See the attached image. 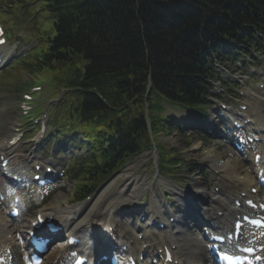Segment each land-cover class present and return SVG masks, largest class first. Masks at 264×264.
Masks as SVG:
<instances>
[{"label": "trees", "instance_id": "obj_1", "mask_svg": "<svg viewBox=\"0 0 264 264\" xmlns=\"http://www.w3.org/2000/svg\"><path fill=\"white\" fill-rule=\"evenodd\" d=\"M38 1L57 35L26 66L33 82L55 77L58 86L79 89L65 93L59 121L91 141V153L73 173L90 188L152 147L145 101L151 112L153 98L196 108L217 41L250 43L255 32L264 34V0ZM150 117L158 121L155 133L164 118Z\"/></svg>", "mask_w": 264, "mask_h": 264}, {"label": "rangeland", "instance_id": "obj_2", "mask_svg": "<svg viewBox=\"0 0 264 264\" xmlns=\"http://www.w3.org/2000/svg\"><path fill=\"white\" fill-rule=\"evenodd\" d=\"M0 2L4 3V5L8 6L10 3H14L16 6H19V14L21 15V25L27 27V31L29 35H32L35 32V29L37 28L39 31V34H52L53 28L51 21L45 18V15L42 11L38 12L40 9H36L33 7L34 4H38L39 2H35L32 0H0ZM42 2H40V5ZM1 5V3H0ZM40 15L39 18L34 19L36 16ZM3 15L0 12V20H2ZM20 32H23V29L20 27ZM25 41H28L29 38L24 34ZM30 44V45H29ZM29 44L23 45V50L27 51L29 48H31V45L37 44L36 42H29ZM6 51L8 48H4ZM18 53V51H15L10 54L9 57L11 59ZM248 57V56H247ZM249 58V57H248ZM244 57L240 59V62H245L249 64V59ZM256 66H260V68L264 69V56H259V60L257 62ZM250 67L242 66L240 69L248 71ZM257 71L262 74L261 69L256 68ZM20 71L13 70L9 73L10 77H17L20 75ZM237 75V72L231 73V74H220V78L223 79H237L235 76ZM256 76H259L257 74ZM255 80V78H254ZM245 81V80H244ZM232 85H235L233 82H231ZM253 85V82L246 83L245 87L250 88ZM225 88H231V85H227ZM213 93L215 94V90L213 88ZM216 95V94H215ZM220 96V95H219ZM16 92L15 87L12 83H4L0 80V144L1 142L5 145V140L9 138L11 135V132L13 128L16 126L17 121H19L18 115L20 114V111L17 108V102L18 98H16ZM245 100V99H243ZM250 104L247 113L250 116L257 117L261 122H264V92H260L258 97L252 98L250 100H247ZM213 106H211L210 111V117L212 118V110ZM231 109L232 107L229 106ZM170 108V107H169ZM230 114V112H229ZM228 114V115H229ZM166 115L176 116L178 118H181L183 113L177 112L174 109H168L166 111ZM223 119H218L217 125L223 126ZM179 126L180 124L177 123ZM204 124V123H203ZM224 127V126H223ZM183 128V127H182ZM211 132L210 128H206L205 131H201V129H193L189 130V139L191 144L186 145V142L188 141L183 137V135H179L175 129L169 130L168 134H161L162 141L166 143V147L170 148V144L172 142V145L174 148H179L181 152L184 153L185 157H187L186 160H184L183 165L181 167H177L178 169L175 170V172H169L164 169H162L160 166L159 168V176H156V167L152 163V154L151 153H145L140 155L137 159H134L133 162L125 165L123 169L114 175L112 178L114 179L111 185L106 192L100 197V203L103 207H105L108 211L113 213V210L117 207V202H124L125 199H127V204L130 206H136L137 204L146 203L148 202V199L152 200V191L154 189L157 190V199L158 201L162 200L160 191L164 190L163 186L167 187L170 190V198L171 200H175V204L178 205L179 202L176 201L177 197L174 196V192L172 191L175 189L174 187L177 185H180L181 187H186L188 191H191L194 193L195 188L191 186V175L195 176L196 174H199L201 176V181L205 184V187H207V192L211 191V184L215 183V174L211 173V167L208 159L206 158L210 150L219 154H222L224 151L229 150V145L224 143V139L217 138L212 139L207 136V133ZM214 134V133H213ZM48 138V136H47ZM21 141V140H20ZM45 141V138L43 142ZM5 142V143H4ZM214 142H218V144L213 145ZM27 141L20 142L15 145V155L14 160L19 161L23 163L25 161V158L27 154H29L33 148L31 145H26ZM43 143L40 142L37 144L36 148L43 147ZM52 144H54V140L52 141ZM57 144H63V142L57 141ZM51 146V145H50ZM48 148V147H47ZM62 148L58 149V154L50 148L48 150V153H46V156H49L54 159L57 166H61L62 164L65 165V168L67 167V160H63L62 156H65L67 159L70 157L71 154L70 149L68 151H64ZM14 150V149H13ZM77 151V150H76ZM56 153V154H55ZM77 153V152H76ZM74 153V154H76ZM81 153V152H80ZM3 156V155H2ZM204 164L205 167L203 170L199 171L200 164ZM67 170V168H66ZM245 169H243L244 171ZM241 171V173H243ZM67 175V174H66ZM180 175H185V180L180 177ZM169 180V181H167ZM237 180V179H236ZM131 182L133 184L131 185ZM169 182H172L170 185ZM175 185V186H174ZM73 187L72 180H69V176H63L62 182L58 186H52L50 188H46L45 198L43 200L42 205L37 206L36 202H33L32 199L29 197V195L26 197L25 206L26 211L23 214L22 221H18L17 223V229L16 232H14L13 237L15 240L21 241L24 240L26 237L27 228L29 226V221L32 219L35 212L44 211L46 208H49V211L47 212L52 213L53 211H61L64 210L66 207H76L79 203L72 204V195L71 190ZM126 187L129 190H133L135 192L134 194H131V192H128L126 190ZM136 187H138L139 190H135ZM241 188V187H239ZM124 191H127L126 194H124ZM166 192V190H164ZM124 194V196H122ZM167 195V194H166ZM95 196V195H94ZM163 196V194H162ZM94 198V197H93ZM167 199L169 197L167 196ZM58 200V201H57ZM173 200V201H174ZM81 203V202H80ZM116 203V204H115ZM216 206V205H214ZM19 228V229H18ZM22 228V229H21ZM21 230V232H20ZM57 244H52L50 248L53 249Z\"/></svg>", "mask_w": 264, "mask_h": 264}, {"label": "bare ground", "instance_id": "obj_3", "mask_svg": "<svg viewBox=\"0 0 264 264\" xmlns=\"http://www.w3.org/2000/svg\"><path fill=\"white\" fill-rule=\"evenodd\" d=\"M209 124L210 126L208 124L207 125L209 127H213L215 132L220 133L222 137L231 138L229 137L232 132L230 128H220L219 126L215 125L216 123L214 122V120L209 121ZM258 136L264 137V131L262 132V134H258ZM260 143L261 142L259 141L258 143H254L253 145H249L248 143L243 144V151L241 153L236 152L235 149V152L232 151L233 149H229L228 151H224L222 154L216 153L214 152V150H210L207 159L209 162H215L211 163L213 167L215 166L218 169H222L224 174H226L228 177H236L243 184L246 183L245 185L248 186L249 183H253V181L255 180V168H258V164H253L252 154L254 153V151H257L259 149ZM215 144L216 142H214L213 145ZM5 148V145L1 142L0 156L4 154L3 151L5 150ZM262 158H264V155L261 156V159ZM243 169L245 170L243 171ZM241 171H243V174L241 173ZM110 185L111 182L102 187L100 192L91 202L89 201L87 205H82L80 207L81 210H79L80 208H69L60 212L53 211L52 213V221L57 223L64 230L71 233L78 232L82 236V243L79 248L80 251H90L94 246L100 247L99 249H102V247L105 246L103 238L108 234L109 231L108 225L113 226L114 224L113 227H115L116 229L118 238L124 239L126 234L128 233L127 229H125V231L119 230V223L122 221L121 216L123 217V215L118 214V209H115V215H113L110 214V211H106L105 207H101L100 197L106 192L105 190ZM5 186L6 188L14 187L11 183L8 182H6ZM191 186L195 189L197 188L196 190H198H194V192H196L194 198L197 199L199 205L205 206L204 209H198L199 216L200 213H202L205 218L208 217L209 223V221H211L213 218L207 207L209 204L217 202L218 198L213 194L205 192L206 187L205 184L201 181L200 176L191 177ZM221 186L222 193H225L232 188V186H227L225 184H222ZM135 190H138V187H136ZM175 192L177 193L175 194L178 197H186L187 195L190 196V194H188L186 190H181L179 188H176ZM222 203H225V207L223 209L225 210L224 216H222L221 218L216 217L213 221L214 223L216 222L217 224H219L218 230L228 228L230 226L228 219L232 215L234 216V211H232V209H229V204L226 203V201H222ZM121 205H124V202H117L118 207H120ZM156 206L158 207V213L160 215H166L169 213L167 212V209L164 208V205L157 204ZM2 208L4 207L0 204V209ZM160 208H163V212L160 211ZM191 208L193 210L195 209V207H188L186 204L185 210L181 211L182 217L180 218L182 219V221H185V219H187V222L184 225L177 223V225L173 227V229H179V236H181V239H179L177 236H173L170 233L173 229L170 228H166L160 233V235H158V237L161 239V241H171V244L176 243L177 249L174 251V253L183 264H211V262L207 259V248L205 247L206 241L204 240L202 235L203 231L208 229V226H206L204 221L203 223L200 221V219L198 220L196 218H193L191 214L192 211H190ZM49 215L50 213L44 217L47 218V216ZM183 215L187 218H185ZM115 217H117L116 219H118L117 222H114ZM8 229L9 226L5 227L3 225H0V251H4L6 250V248H9L14 255L12 264H22L23 259L28 256V249L26 251L22 250L19 244L20 242H17L13 239V232H10ZM14 230H16L15 227ZM141 232L143 234L142 243H150L152 239L157 238V235H155V233H153L152 231L148 233L146 229H142ZM66 250V243H60L56 245L50 251L45 252L40 264H53L55 260L62 258L61 255H63Z\"/></svg>", "mask_w": 264, "mask_h": 264}]
</instances>
